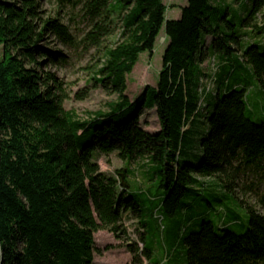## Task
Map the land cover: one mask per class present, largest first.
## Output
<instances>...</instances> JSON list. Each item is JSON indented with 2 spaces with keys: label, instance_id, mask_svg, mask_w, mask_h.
<instances>
[{
  "label": "trees",
  "instance_id": "trees-1",
  "mask_svg": "<svg viewBox=\"0 0 264 264\" xmlns=\"http://www.w3.org/2000/svg\"><path fill=\"white\" fill-rule=\"evenodd\" d=\"M67 2L82 4L92 26L85 37L90 45L102 46L119 30V42L106 49L94 78L117 100L86 120L65 111L57 77L42 70L61 55L42 43L50 32L73 45L70 27L58 18L42 20L40 0H0L5 264H94L100 254L94 235L126 236L123 219L130 210L142 220L141 255L149 260L147 212L162 232L174 221L169 243L182 241L185 264H264V215L242 198L254 193L264 211V189L240 184L246 172L264 181V123L246 115L253 90L264 98V52L242 45L244 30L264 34L258 23L264 0H188L177 21L167 20L164 0ZM162 30L169 43L157 87L147 86L133 102L127 77L142 54L153 55ZM144 109L156 110L159 132L141 127ZM114 153L127 164L143 161L149 187L132 194L123 189L125 170L120 179L101 172L99 158ZM198 217L199 231L180 239L182 221L187 231ZM228 226L240 233H218ZM129 250L136 264L139 249Z\"/></svg>",
  "mask_w": 264,
  "mask_h": 264
},
{
  "label": "rangeland",
  "instance_id": "rangeland-1",
  "mask_svg": "<svg viewBox=\"0 0 264 264\" xmlns=\"http://www.w3.org/2000/svg\"><path fill=\"white\" fill-rule=\"evenodd\" d=\"M228 2L232 3L233 0H228ZM164 3L168 8L167 20L177 21L181 16V8L187 6L188 0H164ZM235 7H238V4H235ZM81 9V3H68L67 0H40V17L42 20H47L48 18L61 19L63 24L70 27V31L75 38L73 45H65L63 41L48 32L42 46L50 53H59L61 56L55 62L48 61L46 67L42 70L51 72L57 77L58 85H61V91L58 94L62 97L63 109L67 112H74L79 118L86 120L94 113L108 111V105L117 100L116 94L106 91L101 85L96 84L94 78L104 63L103 55L106 49L119 42L120 32L118 30L115 35L106 39L100 47L90 45L88 41H85V37L92 30V26L84 17ZM258 23L264 26V10L258 16ZM243 34H245L242 40L244 49L257 45L260 47V51L264 52L263 33V35L257 36L253 35L249 30H244ZM168 43L169 40L165 35V31L162 30L157 38L153 55L144 53L140 56L133 73L127 77L126 95L131 101H136L147 86L157 87L159 73L162 69L163 55ZM212 66H210L209 62H205L203 68L205 70L208 68V73H210L213 71ZM263 107L264 98L262 93L253 90L247 103L248 111L246 115L256 125L264 123ZM139 120L144 130L152 134L159 132L160 125L155 109H144ZM98 164L101 172L117 179H120L119 171L125 170L126 177L123 178L129 184L125 183L123 189L128 190L132 194L138 193L137 186L141 189L149 187L143 176L145 173L143 161L136 160L127 164L114 153L100 157ZM261 180L259 175H252L246 172L240 184H251L254 191H262L264 189V181ZM242 198L251 206L259 208L264 215V211L259 207L254 193L248 192ZM135 199L137 200L138 198L135 197ZM141 204L144 207H150L148 203L146 204L143 201H141ZM137 215V213L130 210L129 214L124 216L123 225L127 230V234L121 239L108 230L99 231L94 235L95 247L100 251V254L96 253L94 256V264H135L133 261L134 254L129 250L131 245H136L137 249H139V262L136 264H185L186 254L182 241L180 240L177 244L169 243V240L174 239V235L168 238V234L171 233L175 226L174 221L165 222L166 230L162 232L158 226L162 227V224L159 222L157 225V223L153 222L148 212L145 215V222L149 225L147 238L153 242V244H148L149 249L152 251V258L149 260L141 255L143 244L140 239L145 232V228L139 226L142 220ZM242 216L246 215L243 214ZM211 217L216 229H219L218 219L212 215ZM201 219L202 217H198L197 225L187 231V223L185 220L182 221L180 239L183 236L198 232ZM227 231L240 233L238 229H234L232 226L218 230V233L223 236ZM164 236H166L165 240H163Z\"/></svg>",
  "mask_w": 264,
  "mask_h": 264
},
{
  "label": "water",
  "instance_id": "water-1",
  "mask_svg": "<svg viewBox=\"0 0 264 264\" xmlns=\"http://www.w3.org/2000/svg\"><path fill=\"white\" fill-rule=\"evenodd\" d=\"M260 34V33H258ZM123 186H125V184H123ZM0 264H5V262L2 259V250H1V244H0Z\"/></svg>",
  "mask_w": 264,
  "mask_h": 264
}]
</instances>
